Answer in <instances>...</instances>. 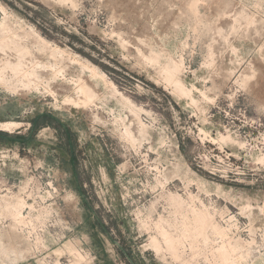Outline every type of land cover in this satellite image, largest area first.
I'll return each mask as SVG.
<instances>
[{
    "label": "rangeland",
    "instance_id": "1",
    "mask_svg": "<svg viewBox=\"0 0 264 264\" xmlns=\"http://www.w3.org/2000/svg\"><path fill=\"white\" fill-rule=\"evenodd\" d=\"M0 243L264 264V0H0Z\"/></svg>",
    "mask_w": 264,
    "mask_h": 264
},
{
    "label": "bare ground",
    "instance_id": "2",
    "mask_svg": "<svg viewBox=\"0 0 264 264\" xmlns=\"http://www.w3.org/2000/svg\"><path fill=\"white\" fill-rule=\"evenodd\" d=\"M13 225H14V224H13ZM12 228H13V226H12ZM15 228H16V226H15ZM14 230H15V229H14ZM11 235H12V234H11ZM14 235H15V233H14ZM12 236H13V235H12ZM16 236H17V235H16ZM17 237H18V236H17ZM17 237H16V238H17ZM14 239H15V238H14ZM2 243H3V242H2ZM10 243H11V242H10ZM10 243H9V244H10ZM9 244H8V245H9ZM1 245H2V244L0 243V246H1ZM4 245H5V243H4ZM4 245H2V246H4ZM12 245H13V244H12ZM2 246H1V247H2ZM6 246H7V244H6ZM7 247H8V246H7ZM14 247H15V246H14ZM5 248H6V247H5ZM8 248H9V247H8ZM8 248H7V249H8ZM12 248H13V246L11 247V249H12ZM5 251H6V250H5ZM24 252H25V251H24ZM6 254H8V253H6ZM20 254H21V253H20ZM9 255H10V253H9ZM22 255H23V254H22ZM8 257H9V256H8Z\"/></svg>",
    "mask_w": 264,
    "mask_h": 264
},
{
    "label": "crops",
    "instance_id": "3",
    "mask_svg": "<svg viewBox=\"0 0 264 264\" xmlns=\"http://www.w3.org/2000/svg\"><path fill=\"white\" fill-rule=\"evenodd\" d=\"M68 160L70 161V160H72V156H69V158H68ZM22 264H35V262H33V261H27V262H25V263H22Z\"/></svg>",
    "mask_w": 264,
    "mask_h": 264
}]
</instances>
